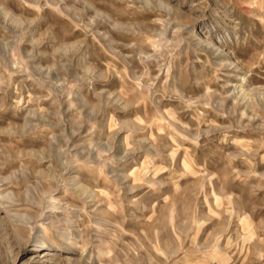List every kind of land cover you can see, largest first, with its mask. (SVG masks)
I'll use <instances>...</instances> for the list:
<instances>
[{
    "label": "rangeland",
    "instance_id": "rangeland-1",
    "mask_svg": "<svg viewBox=\"0 0 264 264\" xmlns=\"http://www.w3.org/2000/svg\"><path fill=\"white\" fill-rule=\"evenodd\" d=\"M0 264H264V0H0Z\"/></svg>",
    "mask_w": 264,
    "mask_h": 264
},
{
    "label": "bare ground",
    "instance_id": "bare-ground-1",
    "mask_svg": "<svg viewBox=\"0 0 264 264\" xmlns=\"http://www.w3.org/2000/svg\"><path fill=\"white\" fill-rule=\"evenodd\" d=\"M45 251V250H44ZM57 255V254H56ZM41 256H45V255H41Z\"/></svg>",
    "mask_w": 264,
    "mask_h": 264
}]
</instances>
